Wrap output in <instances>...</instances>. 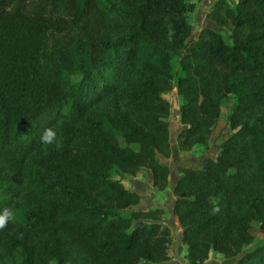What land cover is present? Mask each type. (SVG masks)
Instances as JSON below:
<instances>
[{
  "label": "trees",
  "instance_id": "obj_1",
  "mask_svg": "<svg viewBox=\"0 0 264 264\" xmlns=\"http://www.w3.org/2000/svg\"><path fill=\"white\" fill-rule=\"evenodd\" d=\"M196 1L0 0V213H14L0 264L170 260L164 211L126 210L140 197L122 180L148 169L166 190L173 88L179 151L219 136L228 101L239 127L214 159L179 167L184 259L264 264V0H214L207 17L227 34L191 39Z\"/></svg>",
  "mask_w": 264,
  "mask_h": 264
},
{
  "label": "rangeland",
  "instance_id": "obj_2",
  "mask_svg": "<svg viewBox=\"0 0 264 264\" xmlns=\"http://www.w3.org/2000/svg\"><path fill=\"white\" fill-rule=\"evenodd\" d=\"M214 0H200V1H196L194 3V10L193 12H191L189 18H190V22L193 26V30L191 33L190 38L191 39H195L199 33V31L202 28H211L214 29L222 34H227V31L221 27L216 26L211 20L208 19L207 17V13L208 10L211 6V3ZM54 17H63L66 20H71L72 16L69 14H65L64 12H58L53 14ZM71 26V25H68ZM164 98L170 103V116H169V130H170V144L173 145L176 141V136L178 134V132L181 130L180 128H183V125L180 123L179 121V116H178V95L176 90H174V88L169 92L164 94ZM233 100H231L232 102ZM230 101L227 102V105L224 104L221 107V122L219 124H223V127L221 128V132L220 135L218 136V138L216 139V143L219 145L220 143H222V141H224V139L235 129H231L229 126V122L226 121L228 120V115H229V109H230ZM180 129V130H179ZM177 144V142H176ZM212 146H209V143L207 145V147L204 149L201 145L200 146H194L190 151L187 152H183L181 155L179 156H172L171 158H169L168 160H165L167 163H169V165L173 168V170H175L176 166H189L192 163V166H196L199 165V163L204 160L202 158L203 156V149L204 151H206V157H214L215 153L217 151V149L215 150H210ZM220 148V146H219ZM178 150V149H177ZM179 151V150H178ZM208 151V152H207ZM214 151V152H213ZM182 152V151H179ZM161 160H164L165 158L160 156ZM202 164V163H201ZM143 171V170H142ZM129 177H133L131 175H125L123 178H129ZM145 183H142V181L140 182L139 186L141 187H137L136 185L134 186V188L136 190H142V187ZM155 193L158 196V198L164 193L163 191H153V194L155 195ZM147 200L143 201V202H139V204H137L136 206H131L129 208H127L126 210H141V211H146L148 209H151L153 207V200L156 199V197H154L152 195V193L149 191L148 194H146ZM156 196V195H155ZM155 198V199H153ZM166 225V224H165ZM170 228V227H169ZM171 230V229H170ZM253 232L255 233V235L258 236V238L261 239V234L259 233L258 229H254ZM172 234V243L170 245V260L167 263H162V264H170V262L172 261V259L174 258L175 260H177L179 263L178 264H187L186 260L184 259V255L186 252V246L182 243L183 246V250L181 249L180 246V242L177 239V232L174 230V232L171 233ZM185 247V249H184ZM249 247H247L245 250H247ZM238 257H232V258H226L223 257L222 255L218 254V253H212L209 255V258L204 262V264H233ZM150 264V263H147Z\"/></svg>",
  "mask_w": 264,
  "mask_h": 264
},
{
  "label": "crops",
  "instance_id": "obj_3",
  "mask_svg": "<svg viewBox=\"0 0 264 264\" xmlns=\"http://www.w3.org/2000/svg\"><path fill=\"white\" fill-rule=\"evenodd\" d=\"M180 129H182V128H180ZM219 135H220V133H219ZM217 138H213L211 141H209V146H212L210 148V150L212 151L214 149L215 150L217 149L215 156L214 157H206V151H204V149H203V153H204L202 156L203 159H207V158L214 159L217 156V153L219 151V146L221 144L220 143L218 145L216 143ZM182 153L183 152H179L177 150V144L175 141V143L173 145L170 144V155L166 158L164 157L165 158L164 160H161L159 158L162 163L166 164L169 167V176H168L169 184H168L166 190L164 191V193L159 198H158L159 195H157L155 193V195H156L155 196L153 194V191H156V189L152 185V176H151L150 170H148V169H145V170L137 173L133 177L123 179L122 183L124 184V186L126 188L135 191L139 195L141 202L147 200L148 196L146 194H148L149 191L152 193V195L154 197H156V199L153 198L155 200H153L154 202H153L151 207L160 208L164 211L163 216H162V222L164 224H166L168 227H170L171 233L174 232V230L177 232V239L179 240L181 249L183 250L184 245H182V228L178 222L177 217L174 216V214H173V202L175 200V197L173 195V187L175 185V182L177 181V179L180 176L179 166H176L175 170H173V168L169 165V163H167L165 161V160H168L169 158H171L172 156H179ZM202 162H203V160L199 163V165H201ZM192 164H194V163H192ZM191 165H189V166H191ZM199 165H196V166H199ZM141 181H142V183H145L142 187V190H140V191L136 190L134 188V186L136 185L137 187H141V186H139ZM184 249H185V247H184ZM178 263L179 262L177 260H175L174 258L170 262V264H178Z\"/></svg>",
  "mask_w": 264,
  "mask_h": 264
},
{
  "label": "clouds",
  "instance_id": "obj_4",
  "mask_svg": "<svg viewBox=\"0 0 264 264\" xmlns=\"http://www.w3.org/2000/svg\"><path fill=\"white\" fill-rule=\"evenodd\" d=\"M170 37H171V34H170ZM174 90L176 89L174 88ZM178 116H179V111H178ZM56 136H57L56 130L52 127H47L44 129V131L41 134V137H40L41 143L45 145L53 144L54 141L56 140ZM13 219H14L13 211L8 208H5L4 211L0 213V229L7 227L9 221Z\"/></svg>",
  "mask_w": 264,
  "mask_h": 264
},
{
  "label": "water",
  "instance_id": "obj_5",
  "mask_svg": "<svg viewBox=\"0 0 264 264\" xmlns=\"http://www.w3.org/2000/svg\"><path fill=\"white\" fill-rule=\"evenodd\" d=\"M238 128H239V127H238ZM238 128H237V129H238ZM237 129H235L234 132L237 131Z\"/></svg>",
  "mask_w": 264,
  "mask_h": 264
}]
</instances>
